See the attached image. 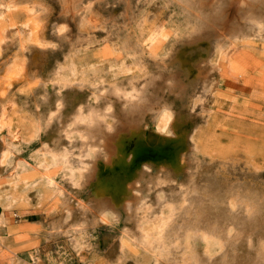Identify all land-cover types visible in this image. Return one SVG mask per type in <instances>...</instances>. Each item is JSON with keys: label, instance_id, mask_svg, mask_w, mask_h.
<instances>
[{"label": "rangeland", "instance_id": "374dc122", "mask_svg": "<svg viewBox=\"0 0 264 264\" xmlns=\"http://www.w3.org/2000/svg\"><path fill=\"white\" fill-rule=\"evenodd\" d=\"M211 1L0 0V264H264V0Z\"/></svg>", "mask_w": 264, "mask_h": 264}, {"label": "bare ground", "instance_id": "6f19581e", "mask_svg": "<svg viewBox=\"0 0 264 264\" xmlns=\"http://www.w3.org/2000/svg\"><path fill=\"white\" fill-rule=\"evenodd\" d=\"M63 1V6H62V8H63V10L64 11H70V13H72L73 14V12L72 11H74V9H75V5H76V2L77 1H81V0H62ZM96 1H98V0H96ZM101 1V0H100ZM121 1V0H120ZM206 1H208L207 2V4L210 2V0H206ZM215 1V0H214ZM213 0L211 1L212 3L211 4H213L214 5V2ZM220 1V0H219ZM222 1V0H221ZM224 1L225 0H223V3H224ZM229 1V3L230 4H232V5H235V8L237 7V9L238 8H243V6H247V7H251L252 8V6L254 5V3L251 1V0H228ZM259 1H261V0H259ZM126 2V0L124 1V0H122V3H125ZM190 2H192V1H190ZM189 2V3H190ZM194 2V1H193ZM192 2V3H193ZM202 2H203V0H202ZM201 2V3H202ZM217 2V1H216ZM226 2V1H225ZM127 3H128V0H127ZM204 3H205V1H204ZM227 3V2H226ZM199 4H200V1H199ZM210 4V5H211ZM13 5V4H12ZM44 5V4H43ZM127 5H132L131 3H129V4H126V6ZM202 5H203V3H202ZM212 5V6H213ZM216 5V4H215ZM79 6V5H78ZM205 6V5H204ZM256 6V5H255ZM125 7V6H124ZM128 7V6H127ZM134 7V6H133ZM201 7V6H200ZM211 7V6H210ZM214 7H217V6H214ZM213 7V8H214ZM222 7V6H221ZM220 7V8H221ZM5 8V7H4ZM3 8V9H4ZM61 8V7H60ZM77 8V7H76ZM192 8V7H191ZM199 8V7H198ZM201 8H203V6L201 7ZM209 8V7H208ZM212 8V7H211ZM210 8V9H211ZM219 8V7H218ZM129 9V7L127 8V10ZM250 9V8H249ZM82 10V9H81ZM80 10V11H81ZM213 10V9H212ZM2 11V10H1ZM78 11V10H77ZM125 11H126V9H125ZM240 11H242L241 9H240ZM253 10H250L249 12H252ZM75 12V11H74ZM91 12V11H90ZM127 13H128V11H126ZM189 12V11H188ZM214 12H216V10L214 11ZM222 12V11H221ZM220 12V13H221ZM247 12V11H246ZM260 12V11H259ZM62 13V12H61ZM203 13V12H202ZM243 13H245V11L243 12ZM93 14H95L96 15V13H94L93 12ZM206 14V13H205ZM218 14V13H217ZM216 14V15H217ZM240 14H242L241 12H240ZM255 14H256V11H255ZM128 15V14H127ZM215 15V16H216ZM246 15H248L247 13H246ZM263 15V14H262ZM48 16V15H47ZM69 16V15H68ZM72 16V15H71ZM74 16V15H73ZM72 16V17H73ZM125 16V15H124ZM124 16H123V18H124ZM249 16V15H248ZM258 16V14H256V17ZM126 17V16H125ZM128 17V16H127ZM212 17V16H211ZM221 17V16H220ZM242 17V16H241ZM258 17H260V16H258ZM48 18V17H47ZM255 18V17H254ZM212 19V18H211ZM217 19H220L219 17L217 18ZM217 19L215 20V21H217ZM250 19H252V18H250ZM257 19H259V18H257ZM47 19H46V17H45V21H46ZM89 20V19H88ZM87 20V21H88ZM127 20H128V18H127ZM130 20V19H129ZM128 20V21H129ZM213 20V19H212ZM242 20H243V18H242ZM241 20V21H242ZM256 20V19H255ZM130 21H132V20H130ZM215 21H212V22H215ZM219 21V20H218ZM217 21V22H218ZM263 21V20H262ZM123 22H125V21H123ZM217 22H215V24L217 23ZM129 23V22H128ZM127 23V24H128ZM207 23H209V21H207ZM93 25V24H92ZM207 25H209V24H207ZM213 25H214V23H213ZM121 26H123V25H121ZM15 27V26H14ZM125 27V26H124ZM210 27V26H209ZM10 28V27H9ZM123 28V27H122ZM217 28V27H216ZM211 29H212V26H211ZM219 29V28H218ZM40 30V29H39ZM20 31V30H19ZM240 31V30H239ZM241 32V31H240ZM49 34V33H48ZM242 34H245V33H242ZM222 35V34H221ZM194 39V38H193ZM213 39H215V38H213ZM66 40V39H65ZM6 41V40H5ZM193 41V40H192ZM191 41V42H192ZM184 42V41H183ZM189 43H190V40L188 41ZM211 42H214V41H211ZM222 42V41H221ZM182 43V42H181ZM24 44V43H23ZM46 46V45H45ZM236 47V46H235ZM44 48V47H43ZM61 48V47H60ZM39 50H41V49H39ZM24 52H25V50H24ZM42 53V52H41ZM68 54V53H67ZM171 74V73H170ZM27 78V77H26ZM35 78V77H34ZM37 80V79H36ZM34 81V80H33ZM38 82V81H37ZM21 83H23V82H21ZM195 84H197V83H195ZM28 85V84H27ZM172 85H173V83H172ZM172 85H170V86H172ZM177 86V85H176ZM183 86H184V84H183ZM195 86V85H194ZM26 87V86H25ZM182 87V86H181ZM196 87H197V85H196ZM195 87V88H196ZM175 88V87H174ZM202 88V87H201ZM200 88V91L202 90ZM181 89H183V88H181ZM16 90V89H15ZM196 90V89H195ZM194 90V91H195ZM177 92V91H176ZM176 92H174L175 93V95H176ZM180 92V91H179ZM198 92H199V89H198ZM197 93V92H196ZM202 93V92H201ZM204 93V92H203ZM150 94H152V93H150ZM179 95V94H178ZM199 95V94H198ZM194 96V95H193ZM196 98V97H195ZM192 99V98H191ZM8 101V100H7ZM8 103V102H7ZM9 103H11L10 101H9ZM58 103V102H57ZM190 104V103H189ZM164 108V107H163ZM160 110V109H159ZM60 114V113H59ZM4 115V114H3ZM58 116V115H57ZM6 117V116H5ZM60 118H58V120H59ZM69 119V118H68ZM56 121H57V119H56ZM38 122V121H37ZM57 122H59V121H57ZM52 123V122H51ZM60 124V123H59ZM134 126V125H133ZM4 129H6V128H4ZM109 130V129H108ZM193 130V129H192ZM6 133V132H5ZM192 133V132H191ZM45 134V133H44ZM11 139L12 140H17L18 138H19V135L17 134V132H16V130H13L12 132H11ZM189 137V136H188ZM4 139V138H3ZM2 139V140H3ZM103 140H104V138H103ZM191 140V139H190ZM189 140V141H190ZM105 141H107V140H105ZM6 142L7 141H2V144H3V146H9V145H7L6 144ZM75 142V141H74ZM11 143V142H10ZM105 143H107V142H105ZM109 144V142L107 143V145ZM11 145V144H10ZM73 146H75L74 144H73ZM111 146L113 147L114 145H112L111 144ZM70 147V146H69ZM195 147V146H194ZM108 148V150H107V152L109 151V153H111V151L113 152V150L112 149H110L109 150V148H111V147H106V149ZM147 146H142V147H140V149H138L136 152H135V155L136 156H139V157H141V156H145V155H148L149 153H151V151H148L147 150ZM8 149V148H7ZM69 149V148H68ZM72 148H70L69 150H71ZM106 149H105V151H106ZM74 149H72V151H73ZM169 149H166L164 146H162V145H156L155 147H154V149L152 150V153L153 154H155V155H166L167 153H169ZM188 151V150H187ZM66 152V151H65ZM109 153H107V154H109ZM189 153V152H188ZM170 154V153H169ZM168 155V154H167ZM187 155V154H186ZM68 156V155H67ZM80 156V155H79ZM76 157V156H75ZM107 157H108V155H107ZM111 157V156H110ZM110 157H108V158H110ZM188 157V156H187ZM9 158V157H8ZM8 158H6V160L8 159ZM16 159H18V158H16ZM95 159H97V158H95ZM111 159V158H110ZM188 159H190V161H192L191 160V157L189 158L188 157ZM19 160V159H18ZM81 160V159H80ZM187 159H185V161H186ZM81 161H83L84 162V159L83 160H81ZM189 161V162H190ZM110 162V161H109ZM74 163L76 164L77 163V160H76V162L74 161ZM182 163V162H181ZM184 163V162H183ZM187 163V162H186ZM193 163V162H192ZM92 165H94V164H92ZM142 165H144L143 163H142ZM188 165H190V164H188ZM12 166V165H11ZM95 166V165H94ZM145 166V165H144ZM55 167V166H54ZM148 167V166H147ZM146 167V168H147ZM189 167H191V166H189ZM201 167H203V166H201ZM7 168V167H6ZM188 169V168H187ZM5 170V169H4ZM14 170H16V167L14 166V167H12L11 169H9L8 171H7V176L8 177H10V176H12L13 175V173H14ZM54 170H56V169H54ZM53 170V171H54ZM95 170V169H94ZM147 171H148V169H146ZM182 170V169H181ZM185 171H187L188 172V170H186L185 169ZM190 171H191V169H190ZM204 171V170H203ZM2 172H4V171H2ZM51 172V171H50ZM49 172V173H50ZM93 172V171H92ZM52 173V172H51ZM165 173V172H164ZM186 173V172H185ZM203 174H204V172H203ZM157 175V174H156ZM96 176V175H95ZM200 176H201V174H200ZM209 176V175H208ZM45 177L47 178V180L49 181V182H55L54 180H53V178L48 174V173H45ZM139 177H141V176H139ZM186 177V176H185ZM210 178H208L207 179V183H208V180L210 179L211 180V176H209ZM55 178H56V176H55ZM65 178V177H64ZM200 178H202V177H200ZM207 178V177H206ZM206 178H204V179H206ZM214 178V177H213ZM68 180V179H67ZM186 180H188V179H186ZM203 181V180H202ZM137 182H138V180H137ZM136 182V183H137ZM175 182V181H174ZM57 182H55V184H56ZM216 183V182H215ZM58 184V183H57ZM56 184V185H57ZM135 184V183H134ZM50 185V184H49ZM52 185V184H51ZM59 185V184H58ZM137 185H139V182L137 183ZM184 185V184H183ZM200 185V183L199 184H197V186H199ZM204 185V184H203ZM206 185V184H205ZM61 186V185H60ZM128 186V185H127ZM134 186V185H133ZM145 186H147V185H145ZM158 186V185H157ZM161 186V185H160ZM163 186V185H162ZM167 186H168V184H167ZM176 186V185H175ZM245 186V185H244ZM150 187V186H149ZM169 187V186H168ZM173 187V186H172ZM177 187H179V186H177ZM196 187V186H195ZM211 187H212V185H211ZM214 187V186H213ZM239 187V186H238ZM237 187V188H238ZM133 188V187H132ZM189 188V187H188ZM187 188V189H188ZM198 188V187H197ZM200 188V187H199ZM235 188V187H234ZM237 188H235V189H237ZM244 188V187H243ZM246 188V187H245ZM61 189L62 190H64V188L63 187H61ZM154 189V188H153ZM164 189V188H163ZM170 189H173V188H171V186H170ZM169 189V190H170ZM211 189V188H210ZM239 189V188H238ZM237 189V190H238ZM240 189H242V188H240ZM133 190V189H132ZM135 190H137L136 188L134 189V191ZM144 190V189H143ZM159 190H160V188H159ZM197 190V189H196ZM209 190V189H208ZM130 191L131 190H129V194H130ZM142 190H140L139 192H141ZM155 191V190H154ZM158 191V190H157ZM157 191H156V193H157ZM161 191H163V190H161ZM177 191V190H176ZM199 190H197V192H198ZM244 191V190H243ZM248 191H250V190H248ZM251 191H253L252 189H251ZM66 192V191H65ZM95 192V191H94ZM138 192V193H139ZM173 192H174V189H173ZM200 192V191H199ZM245 192H247V188H246V191ZM254 192H258V191H256V190H254ZM128 193V192H127ZM137 193V194H138ZM155 193V194H156ZM161 193V192H160ZM164 193V192H163ZM247 193H249V192H247ZM251 193H253V192H251ZM250 193V195H252ZM59 194H61V193H59ZM64 193L62 192V195H63ZM133 194V193H132ZM170 194H172V193H170ZM174 194V193H173ZM178 194V193H177ZM239 194V193H238ZM258 194V193H257ZM62 195H60V196H62ZM135 195H136V193H135ZM162 195H164V194H162ZM191 195V194H190ZM200 195V194H199ZM260 195V194H259ZM127 196V195H126ZM129 197H130V195H128ZM143 196V195H142ZM142 196H140V197H138V198H141ZM157 196V195H156ZM258 196V195H257ZM261 196V195H260ZM146 197V196H145ZM147 197H148V195H147ZM150 197V196H149ZM154 197V196H153ZM161 197V196H160ZM166 197V196H165ZM165 197H163V199H165ZM174 197H176V195H174ZM173 197V198H174ZM178 197V196H177ZM196 197V196H195ZM252 197H253V195H252ZM259 197V196H258ZM126 199H127V197H125ZM137 198V199H138ZM162 198V197H161ZM160 198V199H161ZM172 198V197H171ZM179 198V197H178ZM257 198V197H256ZM132 199V197H130V200ZM143 199V198H142ZM149 199H151V198H149ZM177 199V198H176ZM191 199V198H190ZM124 200V199H123ZM130 200H129V202H130ZM146 200V199H145ZM144 200V201H145ZM152 200V199H151ZM150 200V201H151ZM162 200V199H161ZM173 200V199H172ZM192 200V199H191ZM190 200V201H191ZM264 200V199H263ZM103 201V200H102ZM110 201V200H109ZM132 201V200H131ZM139 201V200H138ZM149 201V200H148ZM163 201V200H162ZM193 201L195 202V200H194V198H193ZM103 202H105V201H103ZM128 202V203H129ZM140 202V201H139ZM146 202V201H145ZM153 202V201H152ZM151 202V203H152ZM161 202V201H160ZM159 202V203H160ZM189 202V201H188ZM77 203L78 204H82V201H81V199L80 200H78L77 201ZM102 202H100V204H101ZM123 203V202H122ZM125 203V202H124ZM136 203H138V202H135V204ZM155 203V202H154ZM190 203V202H189ZM99 204V203H98ZM106 204V203H105ZM126 204H127V202H126ZM129 204H131V202L129 203ZM129 204L128 205H126V206H129ZM161 204V203H160ZM195 204H196V202H195ZM110 205V204H109ZM141 205V202H140V204H139V206ZM192 205H194V204H192ZM102 206V205H101ZM75 207H77V206H75ZM124 208V207H123ZM131 208V207H130ZM138 208H140V207H138ZM157 207H155V211L157 210L156 209ZM172 208V207H171ZM104 209H107V208H104ZM162 209V208H161ZM166 209V208H165ZM126 210V209H125ZM125 210H123L124 212H125ZM129 210H131V209H129ZM128 210V211H129ZM153 210V209H152ZM66 211H69V210H66ZM102 211V210H101ZM105 210H103V212L101 213V215H104L105 214V212H104ZM108 211V210H107ZM133 211V210H132ZM158 211V210H157ZM162 211V210H161ZM182 211H184V210H182ZM131 212V211H130ZM138 212V211H137ZM166 212V211H165ZM180 212V211H179ZM65 213V212H64ZM67 213H70V212H67ZM66 213V214H67ZM104 213V214H103ZM116 213H118V212H116ZM128 213V212H127ZM152 213V212H151ZM150 213V214H151ZM100 214V213H99ZM130 213H128V215H129ZM70 215V214H69ZM134 215V214H133ZM66 216V215H65ZM150 216V215H149ZM68 217V216H67ZM70 217V216H69ZM190 217V216H189ZM140 222H142V221H140ZM193 223V222H192ZM183 224V223H182ZM141 226H142V224H140ZM140 227V226H139ZM209 228V227H208ZM169 229V228H168ZM154 230L155 229H153V232H154ZM156 233V232H155ZM165 235V234H164ZM241 239V238H240ZM0 241H2V240H0ZM231 241H233V240H231ZM181 242V241H180ZM181 244V243H180ZM183 244V243H182ZM181 244V245H182ZM171 245V244H170ZM184 245V247H181L180 249H181V252H180V250H179V248H178V251L180 252V253H178L177 255H174V253L172 252L171 254L173 255L172 257L173 258H171V254H170V258H168V259H170V260H167L166 259V261H168L167 263L168 264H205V261H206V257H204V256H202L199 252H197L196 250H195V248H193L192 246H190V245H186V244H183ZM179 246V245H178ZM214 246V245H213ZM1 247V246H0ZM210 247H212V246H210ZM143 249V248H142ZM176 249V248H175ZM212 249H214V248H212ZM2 250V249H1ZM145 250V249H144ZM177 250V249H176ZM176 250L174 251V252H176ZM213 251V250H212ZM4 252V251H3ZM8 251H6V253H7ZM150 252V251H149ZM214 252V251H213ZM1 253V252H0ZM146 251H145V254H144V256H146V257H148L147 255H146ZM160 253V252H159ZM10 253H8V255H9ZM32 254V253H31ZM41 254V253H40ZM148 254V253H147ZM208 254H210V253H208ZM143 255V254H142ZM151 255V254H150ZM150 255H149V257H150ZM10 256V255H9ZM25 256V255H24ZM34 256V255H33ZM155 256V255H154ZM6 257V256H5ZM8 257V256H7ZM31 257V256H30ZM80 257V256H79ZM18 258V257H17ZM25 258V257H24ZM28 258V257H27ZM142 258V257H141ZM157 258V257H156ZM21 259V258H20ZM80 259V258H79ZM81 259H82V256H81ZM143 259H144V257H143ZM11 260V259H10ZM9 260V261H10ZM17 260H19V259H17ZM33 260H34V258H33ZM35 261V260H34ZM160 261V260H159ZM165 261V260H164ZM25 262V261H24ZM162 262H163V260H162ZM8 263H11V262H8ZM33 263V262H32ZM78 263V262H77ZM36 264V263H35Z\"/></svg>", "mask_w": 264, "mask_h": 264}]
</instances>
